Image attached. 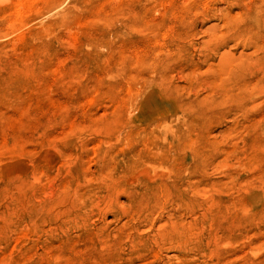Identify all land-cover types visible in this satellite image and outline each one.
<instances>
[{"label":"rangeland","instance_id":"obj_1","mask_svg":"<svg viewBox=\"0 0 264 264\" xmlns=\"http://www.w3.org/2000/svg\"><path fill=\"white\" fill-rule=\"evenodd\" d=\"M23 1L0 264H264V0Z\"/></svg>","mask_w":264,"mask_h":264},{"label":"bare ground","instance_id":"obj_2","mask_svg":"<svg viewBox=\"0 0 264 264\" xmlns=\"http://www.w3.org/2000/svg\"><path fill=\"white\" fill-rule=\"evenodd\" d=\"M28 1H32V0H28ZM25 3V0L23 1ZM22 3V2H21ZM19 9V8H18ZM18 12L20 11L22 13V10H17ZM19 12V14H20Z\"/></svg>","mask_w":264,"mask_h":264}]
</instances>
